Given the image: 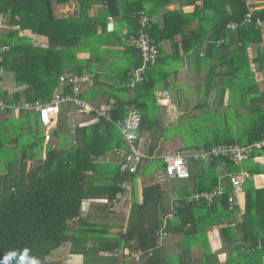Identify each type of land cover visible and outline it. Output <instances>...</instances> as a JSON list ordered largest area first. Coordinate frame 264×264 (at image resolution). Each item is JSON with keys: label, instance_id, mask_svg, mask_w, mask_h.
<instances>
[{"label": "trees", "instance_id": "1", "mask_svg": "<svg viewBox=\"0 0 264 264\" xmlns=\"http://www.w3.org/2000/svg\"><path fill=\"white\" fill-rule=\"evenodd\" d=\"M173 1L176 0H78L77 16L60 19L54 14L55 7L65 5L69 0H0V15L5 24L10 28L18 27L6 33L0 32V73L13 74L16 86L21 89L13 93L10 100L0 93V99L8 104L40 102L46 105L60 77L94 75L99 71L102 54L109 53V56L115 57L113 65L110 64L107 69L109 78L100 79L91 89L83 90L81 98L94 103L99 98L97 89H105L107 100L114 99L118 104L112 112V120L123 121L127 116L126 108L136 109L141 115L138 132L141 136L150 130L152 123L155 84L151 81V73H155V69L157 71L161 57L159 39L156 40V37L158 33L167 32V38L181 35L183 53L190 51L185 45L198 43L200 46L207 40L208 59H213L211 53L216 49L223 51L232 42L239 43L233 52L227 54L229 64H226L225 71H218L214 67L209 69L207 88L209 90L214 78L232 79L235 75H241L248 84L249 78L243 76L250 73L247 48L251 44L264 45V29L240 25L247 13L246 0H177L184 1L183 7L193 6V12L190 15H183L181 11L166 12L160 30L152 23L149 34L159 52L157 64L146 71L145 81L137 84L134 93L128 91L125 85L132 71L141 65L140 53L136 49L101 51L103 45L121 46L117 30L107 32L108 20L120 19L125 26L123 30L135 33L140 12L151 19ZM94 5L102 6L97 18L89 17L88 14ZM254 16L264 18V5ZM230 23H237L238 27L234 31L229 30L227 25ZM185 24L193 28L185 31ZM173 25L183 26L171 33ZM25 31H29L33 37L43 38L45 45H35L30 38L20 36V32ZM80 53L88 54V57L78 59ZM258 56L256 62L264 70V52ZM117 59L126 62L119 66ZM167 80L163 75V81ZM74 111L78 110L72 106L63 111L61 109L57 127L50 132L55 145L49 143L45 150L42 149L44 138L41 132L31 130V127L21 131L11 130L18 144L15 149L22 154L28 153V158L32 159L30 167H27L24 155L20 161L10 159L9 122L6 127H0V158L6 169V173L0 175V261L15 252L16 255L8 264H21L19 257L28 249L29 256L39 259L40 264H48L47 258L52 251L67 245L69 255L81 257L82 264H118L113 257H101L100 254H113L135 243L144 252L141 264H168L161 249L154 248L155 235L162 229L163 220L170 212L167 193L159 184L153 183L142 188L141 202L137 200V180L146 175L153 176L156 172L154 163H142L133 174L120 172L117 165L101 164L108 152L123 148L122 136L113 125L100 119L90 126H75L71 130L67 126L65 114ZM17 115V122L26 116L23 112ZM61 116L63 119L59 118ZM250 116L241 115V118L244 124L248 122L254 128L250 131L239 130L236 138L232 136V127L229 125L219 132L231 135L230 140H216L185 148L193 151L209 150L218 145L243 146L259 141L264 137V115L259 113ZM198 118L193 116L192 119ZM257 119L263 122L252 123ZM176 130L183 132L184 129ZM210 132L217 133L214 129ZM193 133L198 132L195 129ZM22 138L24 142L20 141ZM154 151L155 147L149 144L146 153L151 155ZM263 153L264 150L258 152L255 158L243 162L241 167H236L226 159H215L208 165L195 162L194 169L191 172L189 170V179L177 188L182 189V196L174 211L177 224L167 223L165 230L168 235L183 233L185 240L199 246L204 235L200 227L216 228L222 243L236 245L234 250L239 252L234 262L228 260L226 264H262L264 188L256 189L252 178L244 185V210L240 218L238 207L227 202L230 194L227 185L225 196L213 204L208 205L201 200L186 203V199L191 195L189 189L193 193L213 190L218 184L219 169L233 174L242 169L251 177L262 175L261 170L254 167L258 166L254 160ZM197 163L199 168H196ZM156 169L164 175V164L156 165ZM127 188L131 198L127 213L118 215L109 209V205L119 201L118 195L124 196ZM98 200H104V203H95ZM84 202H93L97 218H92L90 214L82 216ZM196 210L200 212L196 214ZM113 230L116 233H112ZM258 246L259 251L246 252ZM181 259L183 256H178V261L181 262Z\"/></svg>", "mask_w": 264, "mask_h": 264}, {"label": "crops", "instance_id": "2", "mask_svg": "<svg viewBox=\"0 0 264 264\" xmlns=\"http://www.w3.org/2000/svg\"><path fill=\"white\" fill-rule=\"evenodd\" d=\"M253 2L258 9H261L264 5V0H253ZM183 3L184 1L179 2L176 0L168 4L166 9L159 11L156 16L151 18L152 23L156 24L157 29L160 30L163 23V17L166 12L181 11L183 15H190L193 12L194 7L193 6L183 7L184 5ZM78 6H79L78 0H69V2L65 5H57L55 7L54 14L57 18L60 19L75 17L78 14ZM101 9H102L101 5L92 6L88 12L89 17L92 18L99 17ZM180 19L181 21L183 20L182 17H180ZM108 24H111L113 26L112 31L115 29L117 30L118 33L117 35L119 36V42H120V35L122 31H124L123 29H125V26L123 27V25L120 22V19H113V18L108 20ZM181 26L178 25L174 27L173 25L171 27V33L176 32L178 29L179 30L182 29ZM183 28L185 31L186 30L188 31L190 30V28H193V26L189 24V27L188 26L186 27L185 24ZM11 30H14V28L8 27L7 24H5V22L0 24V32L6 33ZM258 30H263V29H258ZM99 32H101V30H99ZM158 34L159 36L156 37V40L159 39L158 46L161 51L160 54L161 57L159 60V64H158L159 67L157 68V71L155 69L154 71L155 73H151V76L153 75L151 81L153 82V84H155V93L153 96L154 102L152 103V109H153L152 123L150 125L151 127L150 130H148L147 132L146 131L143 132L142 135L139 136L140 142H138L140 151L144 155L153 157V158L145 159L142 163L153 162L155 170H156V165L158 166L159 164H163L161 160V157L163 155L172 153L176 150H180L184 153L193 152L192 149H188L185 147L192 145L202 146L203 144L206 143V141L204 142L194 141L192 136H195V134L192 133L189 134L187 131L178 132L176 130V129L181 130L186 128L189 129V123L191 122L190 117L193 118V116L196 117L200 113H207L208 108L215 109L216 112L222 115V119L225 122V127L226 125H231L233 130L238 129L237 134L234 135L232 132V136L236 138L239 134V130L244 129L250 131L254 128V126L253 125L251 126V124L250 123L248 124V122L244 124L243 123L244 120L241 118V115L244 116L248 114H253L255 116L256 114L259 113H262L264 115V70H261L259 64L256 62L259 57L258 54L260 52H264L263 44H251L247 48V59L249 62L250 73L245 74L243 76L249 78L248 84H246V80H244V78L241 75H235L232 77V79L214 78L211 87L208 90L207 81L209 80L208 79L209 69L214 67L218 71H225L227 69L226 64H229L227 60V56H228L227 54L229 52H233L238 47L237 45H239V43L236 44L232 42L231 46L223 51L216 49L215 52L211 53L213 59H208L209 52L207 49V45L209 42L207 40H205V42L200 46L198 45V43L187 47L185 45V48H187V50L188 48H190V51H187V53H183V46H182L183 43L180 34H177L176 36L169 38H167V36H169L168 32L166 34H160V33ZM162 35L164 37L163 39H162ZM20 36H26L30 38L35 45H40V46L45 45V40L43 38L33 37L29 31L20 32ZM106 50L117 51L122 49L121 46L117 47L115 45H110V46L103 45L101 51H106ZM87 57L88 54H84V53H80L77 55L78 59H86ZM101 57L102 58L100 59L99 71L96 72L94 75H90L93 77V83L90 86H88L86 90L94 87L96 83L100 81V79L103 80L109 78L107 74L108 72L107 69L110 64L113 65L115 61L114 60L115 57L109 56V53H103ZM233 57L237 58L236 55H233ZM117 62L119 63V66H121V64H125L126 61L125 60L121 61L120 59H117ZM163 75H165V77L168 78L167 81H163ZM20 90L21 89H19L15 84L13 74L7 72L0 73V93L2 96H5L7 100H10L9 99L10 96L16 91H20ZM104 92H106V90L103 88L97 89V94L99 95V98H97L95 102H100V103L98 104L95 103L94 101H93L94 103H91L90 101V104L103 105L107 101V95ZM204 97L206 98L204 99ZM87 102L89 103V101ZM68 107L69 106H64L62 108V111L67 109ZM23 113L26 114V116L20 118L18 120L19 123L17 124V126L20 125L19 126L20 128L18 127L12 128V126H9L12 123L11 121L16 122L18 119L17 118L18 115L14 113H10V114L8 113L6 115L0 114V127L2 126L6 127V123L8 121L10 123L8 124L7 128L8 127L10 128L9 129L10 132L11 130L21 131L22 129H28L29 127H31V130H36L41 132L44 138L45 128L40 124L38 113H28V112H23ZM214 113L210 112V114H214ZM230 115H232V118L235 121L237 119L238 121L235 122L233 120V122H231ZM62 116H64V114ZM62 116L59 118L63 119ZM26 117H28V119L31 122H29L28 119H25ZM65 117H66L67 126L69 125L68 127L71 130H73V127L75 126H90L98 120L94 116L84 114L80 111H74L65 114ZM240 118L243 121L241 122V127H238L237 123H239ZM34 122L35 123L38 122V123L33 125ZM255 122L256 124H258L259 122H263V121H261L260 119L252 121V123L254 124ZM57 124H58V119L54 122L50 132L51 131L53 132V130L56 129ZM172 130H176L175 133H170V131ZM8 136L11 139L8 146L9 149L11 150L9 154L10 159L13 161H20L21 156L24 155L27 162L30 163L32 159L28 158L29 157L28 153L22 154L20 150L15 149L18 146L16 137H13V135L10 134H8ZM25 140L27 139L25 138ZM49 143H51V145H55V141L54 138H52V134L48 141L45 140L43 141L42 149L45 150L46 146H48ZM13 144L15 146H13ZM149 144L155 147V151L151 155L146 153ZM13 149L15 150L13 151ZM43 158H44V151H43ZM190 162H193L191 164L189 163L188 165L189 170L191 172L190 165L192 164L194 165L195 161H190ZM100 163L103 165L114 164L116 166L117 159L114 154V151L108 152L105 155L104 160ZM254 163L258 165L254 167L260 169L262 172L263 169L262 165H264V153L259 158H256L254 160ZM27 167H29V165ZM194 167L195 165L192 166V170L194 169ZM223 171L224 170L219 169L218 172L220 176L223 173H225ZM178 181H184V180H178ZM153 183L159 184L161 188L165 190L168 197L167 205L169 206L170 212L163 220L164 229L168 222H171L173 223V225H176L177 219L175 218L174 211L178 206L177 203L179 201V198L182 196L181 195L182 189H177L179 186H181V184L174 183V181L172 180H168V182L165 181L158 182L156 181V172L154 173L153 176L146 175L142 178H139L137 180V187H136L137 200L139 203L141 202L142 199L141 197L142 188L151 185ZM253 183L256 189L264 188V175L263 174L255 175V178L253 179ZM123 187L125 188L126 186L124 185ZM126 191L127 192L124 194V196L118 195L119 200L128 196L129 198L127 200L130 201L131 198L128 192V188ZM188 193L192 194L193 193L192 189H189ZM241 199L243 205L240 208H238L239 209L238 218L241 217L244 210V195L241 197ZM84 203H87L88 208L91 211L96 209V207L92 205L93 202H84ZM95 203L102 204L104 203V200H98ZM128 206L129 203H127V209ZM127 209L125 213H127ZM196 212H197L196 214H198L200 211L196 210ZM200 231L204 233V235H203V239H201V241L199 242V246L193 245L188 240H185V236L183 233H176V234L170 233L168 235L167 239L164 242V245L160 248L162 256L164 259H166L168 264H181V263L226 264L228 260H231L233 262L236 260V257L238 256L239 253L237 250H234L236 245L223 244L221 236L219 235V231L216 228L203 229L202 227H200ZM112 233H116V230H113ZM136 247H137L136 244L132 243L130 246L124 249H132ZM240 250L241 252H243V249L240 248ZM120 252L122 251L115 252L113 254L101 253L100 255L101 257H113V259H115L119 264L117 255ZM178 256H183L181 262L178 261ZM72 258H80L82 260V258L79 256H74ZM111 261L112 260H110V262ZM141 262L142 261H140L137 264H141ZM250 262L254 263L253 260H251Z\"/></svg>", "mask_w": 264, "mask_h": 264}, {"label": "built area", "instance_id": "3", "mask_svg": "<svg viewBox=\"0 0 264 264\" xmlns=\"http://www.w3.org/2000/svg\"><path fill=\"white\" fill-rule=\"evenodd\" d=\"M245 5L247 13L240 25H253L255 28L264 29V18L254 16L258 8L254 6L253 0H246ZM3 22V17L0 15V24ZM137 24L138 28L135 33L124 30L120 35L121 49H136L141 57V65L132 71L129 81L125 85L130 93H134L137 84L145 81L146 71L156 66L159 56L158 49L149 34L152 20L145 13L140 12L137 15ZM237 27V23L227 25V29L232 31ZM14 29H18V27ZM92 83L93 77L90 75L62 76L59 78L58 85L54 89L48 104L43 105L40 102L8 104L5 100L0 99V114L6 115L10 112L14 114L19 112L38 113L40 124L45 128V141L50 139V130L64 106H72L84 114L92 115L107 124L113 125L119 131L123 139V148L114 151L117 166L120 172L133 174L145 159L153 158L144 155L138 146L141 115L136 109L126 108V118L123 121L114 122L112 120V112L117 109L118 105L114 99L107 100L103 105H93L81 98L83 90ZM263 150L264 137L252 144L243 146L218 145L209 150L200 149L188 153L176 150L161 157L164 164V177L167 180L189 179L188 165L190 161H200L208 165L215 159H226L236 167H241L243 162L250 158H255L257 153ZM251 178L254 179L255 176L251 177L248 172L242 169L235 174L226 171L219 177L218 184L213 190L204 193H192L186 199V203L201 200L208 205L213 204L216 200H220L225 196L227 185L230 188V194L227 197L228 204L240 208L243 205L241 199L243 187ZM167 237L168 234L163 227L155 235L154 248H161ZM259 250L260 247L258 246L246 250V252L252 253ZM143 255L144 252L136 247L122 250V252L118 253L117 259L119 264H137L141 261ZM261 261L264 264V255H262Z\"/></svg>", "mask_w": 264, "mask_h": 264}, {"label": "rangeland", "instance_id": "4", "mask_svg": "<svg viewBox=\"0 0 264 264\" xmlns=\"http://www.w3.org/2000/svg\"><path fill=\"white\" fill-rule=\"evenodd\" d=\"M237 84H239V83H237ZM205 98L206 97H204V99ZM207 110H208L207 113L198 114L196 116L197 118L199 117L198 119L193 120L191 118V122L189 123V129L186 128V129H184L182 131H184V132L187 131L189 134L190 133L194 134L193 131L196 129V132H198V133H195V136H192L194 141H196V142H204V141H206V142L213 143L216 140H223V139L230 140L229 138H230L231 135H226L225 132H219L221 130L224 131L223 128H226L225 127V122L222 119V115H220L218 112H216L215 109L208 108ZM246 110H248V109H246ZM210 112H212V113L215 112V113L210 115ZM249 116H250V114H249ZM230 118H231L230 119L231 122H233L234 119L232 118V115H230ZM252 118H253V116H252ZM236 121H238V119ZM242 121L243 120L240 118L239 119V123H237L238 127H241V122ZM11 122L12 123L9 126H12V128H16V127L20 128L19 127L20 125L17 126V124L19 122H17V121L16 122L11 121ZM226 126L229 127V125H226ZM211 129H214L215 132H217V133L212 134L210 132ZM237 130L236 129L235 130L232 129V132H233L234 135L237 134ZM175 131L176 130H172V131H170V133H175ZM8 134L13 135V137H14V134H12V133H8ZM24 139L22 138V140L20 139V141L24 142L23 141ZM21 142H20V144H21ZM22 144H24V143H22ZM8 146H9V143H8ZM13 146H15V145L13 144ZM4 160H5V157H4ZM191 163H193V162H190V164ZM31 164H32L31 162L30 163L27 162V166L29 165V167H30ZM111 166H114V164L111 165ZM192 166H194V165L193 164L190 165V169L191 170H192ZM199 167H200L199 163H197V167L196 168H199ZM262 168L263 169H262L261 173L264 175V165H262ZM5 173H6V169L4 167V161H2L1 158H0V175H3ZM156 181H158V182L159 181L168 182V180L164 177L163 173L159 169H156ZM172 181H174V183H177V184H183L184 182H186L185 180L184 181L172 180ZM128 198L129 197L126 196V197L120 199L119 201L113 203V209L112 210L116 211V213H118V215L125 214V211L127 209V203H129V201L127 200ZM81 211H82V216H85L86 214H90V215H92L91 216L92 218H97L98 217V213L95 210L91 211L88 208L87 203H84L82 205V210ZM94 221H96V219ZM47 260H48V264H82L81 263L82 260L80 258H72L69 255L68 246L67 245L62 247V248H60V249L52 251L51 255L47 258Z\"/></svg>", "mask_w": 264, "mask_h": 264}, {"label": "clouds", "instance_id": "5", "mask_svg": "<svg viewBox=\"0 0 264 264\" xmlns=\"http://www.w3.org/2000/svg\"><path fill=\"white\" fill-rule=\"evenodd\" d=\"M28 252L29 250L25 249L24 254L19 257L21 264H25V262L26 264H40L39 259L29 256ZM15 255H16L15 252L10 253L8 256L4 258L3 261H0V264H8V261L11 260V258Z\"/></svg>", "mask_w": 264, "mask_h": 264}, {"label": "water", "instance_id": "6", "mask_svg": "<svg viewBox=\"0 0 264 264\" xmlns=\"http://www.w3.org/2000/svg\"><path fill=\"white\" fill-rule=\"evenodd\" d=\"M112 28H113V26H112L111 24H108V25H107V31H108V32H111V31H112ZM109 208H110V209H113V204H110V205H109Z\"/></svg>", "mask_w": 264, "mask_h": 264}]
</instances>
